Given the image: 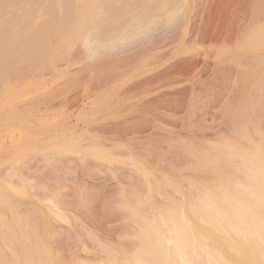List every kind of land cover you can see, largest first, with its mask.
I'll list each match as a JSON object with an SVG mask.
<instances>
[{
	"label": "bare ground",
	"instance_id": "obj_1",
	"mask_svg": "<svg viewBox=\"0 0 264 264\" xmlns=\"http://www.w3.org/2000/svg\"><path fill=\"white\" fill-rule=\"evenodd\" d=\"M88 1L89 0H86V1L79 0V2L81 3V10L77 11V9L80 7L77 8L76 6V8H74L76 10L75 13H73L72 12L73 10L70 7H68L66 11L70 10L69 13L65 12L66 14L64 16H57L53 8L54 0H0V3H1L0 6L1 8H3V9L0 8L1 10L0 16H2L6 12L5 8L7 6L12 5V6H16L19 9H21V12H20L21 15L19 16L14 15L15 20L17 18L23 19V23H21L20 27L17 30L14 29L13 24L11 22L12 20H14L13 15H12V20H8L6 18L7 21L5 22L1 21L2 23L0 24V81L8 78V76L10 78L11 77L17 78V76L18 75L20 76L22 72H26L27 71L26 68L29 69V67H31L26 63H30L31 65H36L35 63L40 62L41 67L38 66V68H43V64L44 66L46 65L50 66L51 65L50 57H52L50 55L56 52L54 49L53 50L50 49L52 45L58 44V46L61 45L62 48L64 47V49L61 48L62 50L57 51V56L58 57L61 56L62 58H65V56L67 55L66 51L74 43L81 45L80 47L76 48L77 50L82 51L83 48L87 49L86 50L87 54L86 53L85 54L87 55V59H89V62L88 63L85 62L87 64L83 65V67L81 66L82 69L84 68L88 73H92V74L94 73L95 75L99 74V76L102 71H105V70H107L106 72H108V70L110 72L112 71L113 72L111 73L112 75L107 76L108 79H111V80H112V77L116 75L120 76V74H117V71H125V72L132 71L136 65L138 66V64L142 61V58L138 62V60L135 59L136 58L135 56L140 54L141 52H144V55H143L144 56V74H142V76L144 75L143 76L144 77L143 78L144 79V90L143 91H144V94H148V97L144 98L143 106H145V104H148V105L154 104V106L156 107L155 103H159L161 105V107L160 106L159 107L162 108L163 111L168 114L170 112L172 113V115L179 114L180 111L183 112L184 110L188 111V110H192V108H195L194 107L195 105L193 106L192 103H194L193 102L194 99L199 100L198 96L197 98H194L195 97L194 95H197L198 93L195 94L193 91L194 94L193 93H192L193 95L190 94L189 96L191 97L187 99L186 96L188 94V88L183 84L184 81L191 80L193 83V87H192L193 90H196V89L200 90L203 94L207 96L208 99L212 100L213 103L216 104L214 106L216 107L220 106L222 108L221 110L222 115L220 116L221 122L217 120L216 121L219 122L220 125L221 123L227 125L229 127L228 129L229 134L224 135V133L222 132L223 134L214 135L213 137L207 136V135H201V134H199L200 136L199 135L193 136L192 134H189L190 136L189 140H185V141L181 140L183 141L182 143L185 142L184 144H187L186 146L184 145V147H188L186 148V150L189 151L190 153L193 152L192 149H194V148H189L190 146L192 147V145L190 144H196V143L206 142V141L210 142L211 144H216V145H213L211 149L212 151L214 150L217 151V152L210 153L208 152L210 151V148H209L206 151L207 153H205V151L199 152L200 154L199 157L201 159L200 162L204 163L205 165H209L210 167H211L210 164L213 165V167H211L210 173L211 172H212L211 174L215 173L217 175V180L213 181V179H210L209 177L206 176V178H201V181L196 182V185L198 184L195 190L197 197L195 198L194 196L195 198L194 201H190L191 203L188 204L190 205L189 208L191 211L192 210L199 211L200 216L198 218L201 219L203 222L210 224L211 226L213 225L212 229H214V231H216L215 229H217V231L219 232L220 234L219 237H216L212 235L211 233H209L207 234L206 239L210 241L212 245L217 244L220 247V250L223 248L222 250H224L225 253H228V256L226 255V257L221 256L222 262L228 261L230 257H233L237 259V262L234 264H243V262L246 260L251 261L250 264H264V0H129V1H126L129 7L127 9H123L124 8L122 7L124 6L123 4L124 2H123L122 5L120 6V9L117 8L119 12L115 8L117 7L116 3L118 2V0H108L111 3L110 10L113 7V5H115L112 9H116L117 11L116 10L109 11L108 9V11L111 13L107 12L105 15V18L100 19L101 21H96V19L92 18V20L94 19L96 22L93 23L92 21H90L93 24L90 23V25L84 26L85 25L84 23H87V24L89 23L87 22V20H89V17H88L89 13L87 14V16H85L84 14L85 10L86 12H88L90 9H92V7L93 9L102 7L103 10H106L108 8V7L106 9L103 8L102 4H104V0H92V2L87 3ZM110 3H108L107 6ZM34 7H38L40 9V10L38 9V11L43 13L46 17L45 21L43 22V24H41V27H39L38 29L34 28L35 23H33V20L35 18V12H36V9ZM8 10L10 11V9ZM93 15L97 17L96 14H91V16ZM36 18L38 17L36 16ZM37 23H38V20H37ZM27 31L30 34H26ZM16 33L20 35L19 37L16 36L18 37L17 40H14L13 37L16 35ZM184 33H187V34H184ZM2 37L6 39L3 40ZM1 40L3 42H1ZM71 54H73L72 56L73 58L74 54L75 55L77 54L76 50L73 49ZM137 58H140V57H137ZM31 62H33V64ZM27 74L29 73L27 72ZM123 77L124 76L119 77V78L122 80ZM124 78H128V77H124ZM92 79H93V76H92ZM114 80L115 79H113L112 81ZM126 81L125 82L123 81V82L126 84ZM117 83H119V81L116 82V85ZM79 84L81 85V83ZM125 87L128 88V86H125ZM133 87L136 89L135 86ZM66 88L68 89V87ZM98 89H100V87H98ZM100 91L102 90L100 89ZM132 91L134 90L132 89ZM107 100H106V103H107ZM96 101L98 102V100ZM127 103L128 102H126V104ZM209 105L210 104H208V106ZM198 106L196 107L197 109H198ZM140 107L141 106H139L138 108ZM105 108H108V107L106 106ZM130 108H132V106ZM147 108L145 110H147ZM94 110L96 111V108L93 109V111ZM138 110H137V113L138 112L141 114L144 113V112H141L143 109L141 111H138ZM129 111L131 112V109ZM206 111H207V108H206ZM147 113H145V115ZM213 113L211 112L210 114H213ZM126 114L122 115L121 118L122 117L125 118ZM147 115H150L149 118L152 116L151 112L150 114L148 113ZM185 115L186 114H184V117H183L184 119H185ZM110 118H112V116ZM187 118L185 120H187ZM191 119H193V117ZM198 121L201 122L200 120ZM144 123H147V121L146 122L144 121ZM169 123H172V122H169ZM191 124L194 125L193 122ZM196 124L198 125V122ZM220 125L218 127H220ZM104 126H105V123H104ZM116 127L117 126L115 125V128ZM206 127L208 126L206 125ZM218 127L216 128L215 126L214 127L216 128L215 130H217ZM169 128H171V126H169ZM117 129L118 128H116V130ZM172 130L170 131L173 132ZM192 130H193V126H192ZM222 130H223V127H222ZM135 131H133V133ZM131 132L132 131H130V135H132ZM210 132L208 130V133ZM122 134H123V131H122ZM128 134H129V131H128ZM178 135L179 134H177V136ZM166 136H169V135L167 134ZM171 143L169 142L170 145H172ZM102 147L103 146L101 147L99 146L100 149ZM113 148L114 147H112V149ZM171 148L173 147H170V149ZM127 149H129V147ZM98 153H101V152H98ZM185 153L183 154L187 156L188 155L187 152ZM163 154H165V151ZM170 154L174 155L173 152H170ZM129 156L132 157L131 154H129ZM192 156L193 155H191V157ZM37 159L39 158H35V160ZM40 160L42 161V158ZM174 161L176 162L175 159ZM197 161L198 160H196V162ZM37 162H39V160ZM172 162H173V158H172ZM177 163L180 164V162L178 161ZM133 164H134V161H133ZM171 164L169 163L168 166H170ZM189 164L192 167L191 162H189ZM180 165L182 166V163ZM198 166H199V163H198ZM60 167L62 166H59V169ZM140 167H137V168L141 169ZM171 167L172 166H170V169ZM201 168L203 169V173H204V168L207 169L208 167L206 168V166H204ZM182 169H183V166H182ZM142 170L143 169H141V173H142ZM195 170L197 171V169ZM196 171H195V174H196ZM125 174L122 173L123 176ZM166 174L167 176H169L168 173ZM188 175H190V172ZM205 175H209V173ZM130 178H133V177H130ZM185 186H187V184ZM187 189L188 188H186V191ZM130 193L134 195L135 191L134 193L133 192H130ZM168 193H167V198L170 196V194L168 195ZM171 197L172 195L170 196V199L172 200ZM110 198L108 197V199ZM151 198L153 199V197ZM128 199H129V196H128ZM176 200L180 202L179 199H176ZM155 202H156V197H155ZM130 203H132V201ZM128 204H129V201H128ZM156 204L154 203V205ZM163 204L162 206H164ZM131 205L133 206V204ZM170 208L171 206H169V210H171ZM30 209H33V208L30 207ZM48 210L49 209H47V211ZM33 211L35 212V210ZM178 212L180 213L181 211L179 210ZM2 213L3 212L0 211V264H53L52 260L50 261V258L48 257L49 249L47 246H45L46 242L44 243V240L46 239V237H44V240H43L40 236H38L40 235V233L38 234V232H36L37 233L36 235L33 231L32 233L34 235H31V232H30L31 236L27 235L29 233H25L26 232L25 229H24L25 230L24 233L21 232V230L24 227L23 228H21L22 226L20 227V224H21L20 221L19 222L15 221L16 223H18L17 225L9 224L6 221L5 217L3 216L5 214H2ZM47 213L48 212H46V214ZM56 213L57 212H55V214ZM61 213L63 212L61 211L58 214L61 215ZM137 215H135L137 219V223L140 225V227L138 228H141L139 229L140 232H138L140 233L139 240L142 242V245L140 244L139 246H143L142 249L140 250L141 254L139 255L138 254L139 252H136L135 250H133V253L136 252V255L138 256L132 257L130 259H124L120 262L116 260V262L113 261L112 264H196V263L198 264V262L196 261H199L197 259L198 257L199 258L201 257V256H198V251H201L202 250L201 248L203 247L202 243L201 244L196 243L198 240L197 239L198 235H200V233L198 234L195 232L193 234L190 233L189 231L190 229L189 230L186 229L190 224H188V222H185L182 217H181L182 218L181 220L180 217L176 216L175 214L171 218L167 217L168 218L167 220L163 218V220H161L158 223V227H157V226H154L156 224V221H155V224H151L147 220L146 222H144V218L142 217V215L141 214H140L141 216L140 215L137 216ZM164 215L169 216L167 213ZM50 216H53V214ZM180 216H182V213ZM63 217H66V216L64 215ZM64 219L65 218H63V220ZM132 220L133 222H135L134 221L135 218H133ZM23 224H25V222H23ZM27 224L30 225V223H27ZM29 227H31V225ZM30 230L32 229H27V231H30ZM194 230L196 231V229ZM42 234L43 233L41 232V235ZM136 237L137 236H135V238ZM139 240H137V242H140ZM206 247L208 246L206 245ZM214 247L216 248V246L211 247V250L208 253L209 255L204 254L206 255L205 259L203 258L204 256L201 257L203 258L202 260L208 261L211 258L214 259L216 257L215 255L216 253L212 249ZM136 248H138V246ZM200 253L201 252H199V254ZM218 255L219 254H217V256ZM216 258H219V257H216ZM10 260H12V263ZM82 262L81 264L84 263ZM76 263H79V262H76ZM210 263H211V260H210ZM58 264H66V263L59 262ZM226 264H230V263L227 262Z\"/></svg>",
	"mask_w": 264,
	"mask_h": 264
},
{
	"label": "rangeland",
	"instance_id": "obj_2",
	"mask_svg": "<svg viewBox=\"0 0 264 264\" xmlns=\"http://www.w3.org/2000/svg\"><path fill=\"white\" fill-rule=\"evenodd\" d=\"M126 1H129V0H118V2L116 3L117 7L115 8L120 9V6L124 2L123 3L124 6L122 7H124L123 9H127L129 5H127ZM90 2H92V0H89L87 3H90ZM108 3H110L108 0H104V4H102L104 9L108 7L106 10H103L102 7L101 8L98 7L96 9L94 8L95 9L94 10L92 7L93 10L90 9L88 12H86V10L84 9L85 16H87V14L89 13L88 15L89 20H87V22L89 23L88 24L84 23L85 24L84 26H88L90 25V23L93 24L96 21H101L100 19L105 18V15L107 12L116 10V9H112L115 5H113V7L110 10L111 3L107 6ZM9 6L5 8L6 12L4 14L6 15L3 14L2 16H0V24L2 22L7 21V19L12 20V15H13L14 20H12L11 22L13 24L14 29L17 30L20 27L21 23H23V19L17 18L15 20L14 15H18V16L21 15L20 13L21 9H19L16 6H12V5H9ZM76 6L77 8L80 7L77 9V11L81 10V3L79 2V0H59V2L58 0H54L53 8L57 16H64L66 13L70 12V10L66 11L68 7H70L73 10L72 12L75 13L76 10L74 8H76ZM34 8L36 9V12H35V18L33 20V23H35L38 26L34 24L35 27L34 26L33 27L35 29H38L39 27H41V24H43L46 17L43 13L38 11L39 9L38 7H34ZM8 9H10V11ZM91 14H96L97 17L95 15H93L94 16L93 17L91 16ZM36 16L38 18H36ZM40 18H42L43 20ZM92 18L96 19V21L94 19L93 21ZM36 19L38 20V23L40 22L39 24L37 23ZM90 21H92L93 23ZM26 34H30V33H28L27 31ZM184 34H187V33H184ZM19 35L20 34L16 33L13 39L17 40ZM2 39L5 40L6 38L2 37ZM1 42L3 41L1 40ZM80 46L81 45H78L75 43L72 44L69 47V49L66 51V54L68 56L66 55L65 58H62L61 56L59 57L57 56V51L64 49V47L62 48V46L61 45L58 46V44L52 45L50 49L51 50L54 49L56 51L55 52L56 55L55 53L50 55L52 56L50 57V64H51L50 66L49 65L44 66L43 64V68H38V66L41 67L40 62L38 63L34 62L36 65H31L30 63H26L29 66H31L29 67V69L26 68L27 70L26 72H22L20 76L19 75L17 76V78L16 77L10 78L8 76V78L0 81V211L3 212L2 214H5L3 216L5 217L6 221L12 225H17L18 223L16 222L20 221L21 223L20 227L21 226H22L21 228L24 227L22 229L23 231L20 228L21 232L24 233L26 230L25 233H29L27 235H30V232H31V235H34L32 231L37 235L36 232H38V234L40 233V235L38 236H40L43 240H44V237H46V239L44 240V243L46 242L45 246H47L49 249L48 257L50 258V261L52 260L53 264H58L59 262L60 263L65 262L66 264H75L76 262H79L76 264H81L82 261L84 262V263L82 262L83 264H89V263L90 264H112V262L113 261L116 262V260L120 262L124 259H130L132 257L138 256L136 255V252H139L138 253L139 255L141 254L140 250L142 249L143 246H139L140 244L142 245V242L139 240L140 233H138L140 232L139 229L141 228H138L140 227V225L137 223V219L135 215L138 214L137 216H139L141 214L142 217L144 218V222H146L147 220L149 223L155 224V221H156L157 225L155 224L154 226L158 227V223L161 220H163V218L167 220L168 218H171L173 215L176 214V216L180 217L181 220L183 218L185 222H188V224H190L186 228L187 230L190 229L189 230L190 233L192 234L194 232L197 234L200 233V235H198V238H197L198 240L196 243H200V244L202 243L203 247L201 248L202 249L201 251H198V256H201V257L204 256L203 258L205 259L206 258L205 256L210 252L211 247L216 246V248L214 247L212 249L216 253L215 254L216 257H219V258H216V257L214 259L211 258L210 259L211 263H210V260L204 261L202 260L203 258L201 257H200L201 259L198 257L197 260L201 261L203 264L205 263L206 264H226L227 262L230 264L236 263L237 259L233 257H230L228 261H225L226 263L222 262L221 256L226 257V255L228 256V253H225V251L222 250L223 248L221 249L222 250L221 251L220 247L217 244L212 245L211 242L206 239V236L209 233H211L212 235L216 237H219L220 236L219 232L217 231V229H215L216 231L212 229L213 225L211 226L210 224H207L206 222H203L201 219H199L198 217L200 216V212L196 210L191 211L189 208L190 205H188L191 203L190 201H194V199L197 197L195 190L198 184L196 185V182L201 181V178H206V176L209 177L210 179H213V181L217 180V175L215 173L211 174L212 172L210 173L211 167H213V165L210 164L211 167L209 165H205L204 163L200 162L201 159L199 157L200 155L199 152L205 151V153H207L206 151L209 148H210V151L208 152L210 153L217 152L215 150L212 151L211 149V147L216 144H211L210 142H207V141L196 143V144H190L192 145V147L190 146L189 148H194L192 149L193 152L190 153L189 151L186 150V148L188 147H184V145L186 146L187 144H184L185 142L182 143L185 140H189V137H190L189 134H192L193 136L194 135L197 136L201 134V135H207L211 137H213L214 135H221L223 133L224 135H228L229 127L222 123H221L222 126L219 124V122H221L220 116L222 115L221 114L222 108L220 106H217V107L214 106L216 104L213 103L212 100L208 99L207 96L203 94L200 90H197V89L193 90L192 89L193 83L191 80L183 82V84L188 88V94L186 98L189 99V97H191L189 96L190 94L193 95L194 93L195 94L198 93L197 95H194L195 96L194 98H197L198 96L199 100L194 99L193 100L194 103H192L193 106L195 105L194 106L195 108L199 105L198 109L192 108V110H188V111L184 110L183 111L184 113L180 111L179 114L172 115L171 112L169 114L165 113L163 109L160 108L161 105L159 103H155L156 107L154 106V104H149V105L145 104V106H143L144 98L148 97V94H144V91H143L144 90V79H143L144 75L142 76V74H144V56H143L144 52L140 53L141 56L140 54L135 56L136 57L135 59H137L138 62L141 60V58H142V61L140 62L141 64L139 63L138 66L136 65L134 67V69L132 70L133 72L132 71H126V72L117 71V74H120V76L118 75L119 77L124 76L128 78L123 77L125 80L123 78L121 80L116 75L112 77V80L115 79L114 81H112L111 79H108L107 77V76L112 75L111 74L113 73L112 71L111 72L109 70L108 72H106L107 70L102 71L99 76V74L95 75L94 73L93 74L88 73L84 68L82 69L83 65L89 62V59H87V55H86L87 49L81 48L82 51L84 52L76 49ZM73 49L76 50V53L78 55L74 54V57L72 58L73 54L71 53ZM137 57H140V58H137ZM31 63L33 64V62ZM27 72L30 75L27 74ZM131 72L133 73V75ZM23 73L27 76H25ZM92 76H93V79H92ZM126 79L128 82L126 81ZM118 81L119 83H117V85L118 84L119 85L117 86L116 82ZM123 81L124 82L126 81V84ZM79 83H81V85ZM125 86H128V88H126ZM133 86H135L136 89ZM66 87H68V89ZM98 87H100L102 91H100ZM132 89L134 91H132ZM123 90L126 94L123 92ZM96 100H98V102ZM106 100H107V103L109 104L106 103ZM126 102L128 103L126 104ZM208 104H210L209 106L211 107H209ZM106 106L108 108H105ZM131 106L133 109L130 108ZM139 106L141 107L138 108ZM95 108H96V111L95 110L93 111V109ZM146 108L147 110H145ZM206 108H207V111H206ZM130 109H131V112L129 111ZM137 110L138 111L142 110L141 112H144V113L142 114L139 112L137 113ZM148 111L151 112L152 114L151 117L153 119L151 117L149 118L150 115H147L148 113L150 114V112ZM211 112L212 113L214 112V113L210 114ZM123 113L124 114L127 113L126 114L127 116L125 115V118L124 117L121 118V116L124 115ZM145 113L147 114L145 115ZM184 114H186L185 119L188 117L187 120L183 118ZM111 116L112 118L113 117L114 118L113 119L110 118ZM131 116H133L134 118ZM146 117L149 118L150 120L147 119ZM192 117L193 119H191ZM198 120H200L201 122H199ZM216 120L219 122H217ZM144 121L145 122L147 121V123H144ZM169 122H172V123L174 122L175 124L174 123L172 124ZM190 122L191 123L193 122L194 125H192ZM197 122H198V125L196 124ZM104 123H105V126H104ZM115 125L117 126L116 128H118L117 130L115 128ZM206 125L208 127H206ZM219 125L220 127H218ZM169 126H171V128H169ZM192 126H193V130H192ZM215 126L216 128L218 127L217 130H215L216 129L214 128ZM198 127H200L201 129ZM222 127H223V130H222ZM127 128L128 129L130 128V129L128 130ZM132 128L135 129L136 131L133 130ZM107 129L108 131H110L111 129L112 132L111 131L108 132ZM127 130L129 131V134ZM170 130H172L173 132H171ZM208 130L209 132L210 131L211 132L208 133ZM122 131H123V134H122ZM130 131H132L131 132L132 135H130ZM133 131H135L136 133L134 132L135 133L134 134ZM176 133L179 134L181 137L179 135L177 136ZM167 134L169 136H166ZM134 137L136 140L134 139ZM171 138L173 141L171 140ZM132 139H134L135 141ZM161 140L162 141L164 140L163 143ZM169 142L170 143L172 142L171 143L172 145H170ZM167 144H169L170 146ZM180 144L183 146H181ZM99 146L100 147L103 146L101 148L102 150L99 148ZM112 147L114 148L112 149ZM128 147L129 149H127ZM170 147H173V148L170 149ZM104 148L107 150H105ZM164 151H165V154H163ZM98 152H101V153H98ZM127 152L131 154L132 157L129 156ZM170 152H173L174 155H171L172 153L170 154ZM185 152H187L188 154L187 156L185 155L186 154ZM190 154L193 156L191 157ZM35 158H39V159L35 160ZM41 158H42V161L40 160ZM144 158L146 161L144 160ZM155 158L158 160V162ZM172 158H173L174 163L172 162ZM174 159L176 160V162L174 161ZM38 160L39 162H37ZM196 160H198L197 162L199 163V166ZM133 161H134V164H133ZM177 161L180 162V164L182 163L183 169H182V166L179 163H177ZM189 162H191L192 167L190 166ZM122 163L124 166L122 165ZM169 163L170 164L172 163L170 166L173 167V168L171 167L173 171L170 169V166H168ZM59 166H62V167H60L59 169ZM204 166L208 168L207 169L204 168V173H203V169L201 167H204ZM137 167H140L141 169H143L142 173H141V169H138ZM193 167L194 168L196 167L195 169H197V171ZM187 168L189 170L191 168L192 171L191 170L189 171ZM195 171H196V174H195ZM124 172L125 173L128 172L126 173L127 175ZM189 172H190L191 177L190 175H188ZM206 172H208L209 175H205V174H208ZM122 173L125 174L126 176L125 175L123 176ZM166 173H168L169 176H167ZM164 176L166 178L168 177L169 178L166 179ZM130 177H133V178H130ZM135 179H137L138 181ZM150 180L153 181L156 185ZM186 184L187 186H185ZM184 187L188 188L187 191H186V188ZM183 191L184 192L186 191V192L184 193ZM130 192H133L134 195L131 194ZM167 193L168 195L170 194V196L172 195L171 197L172 200L170 199V196L167 198ZM128 196H129V199H128ZM108 197L109 198L111 197V198L108 199ZM151 197H153V199ZM155 197H156V202H155ZM176 199H179L180 202L177 201ZM128 201L130 205L128 204ZM131 201L132 203H130ZM154 203L155 204L157 203V204L154 205ZM131 204H133V206ZM162 204L164 206H162ZM168 205L171 206L170 208L171 210H169ZM161 206L163 207V209ZM30 207H32L33 209H30ZM47 209L49 210L47 211ZM33 210H35V212ZM60 210L63 212L61 213V215L58 214L61 212ZM179 210L181 211L180 213L178 212ZM46 212L48 213L46 214ZM55 212L57 213L55 214ZM135 212L136 213L138 212V213L136 214ZM51 213L53 214V216H50L52 215ZM166 213L169 216L164 215ZM181 213H182V216H180ZM54 215H56L57 217ZM62 215L63 216L65 215L66 217H63ZM49 217L50 218L52 217V218L50 219ZM63 218H65L64 220L66 221H64ZM133 218H135L134 221L136 222V224L135 222H133L132 220ZM44 219H46L47 221ZM23 222H25V224H23ZM27 223H30L31 227H29L30 225H28ZM27 229H32V230L27 231ZM194 229H196V231ZM41 232L43 233L42 235H41ZM135 236L137 237L135 238ZM137 240H139L140 242H137ZM206 245L208 247H206ZM137 246L138 248H136ZM133 250H135L136 252L133 253ZM199 252L201 253L199 254ZM217 254L219 255L217 256ZM10 261L12 263V260ZM199 261H196V262H198V264H202ZM250 263L251 261H248V260L243 262V264H250Z\"/></svg>",
	"mask_w": 264,
	"mask_h": 264
}]
</instances>
